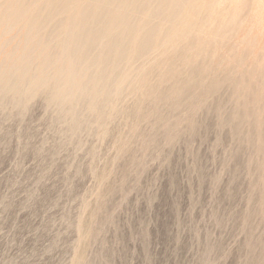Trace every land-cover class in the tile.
I'll return each instance as SVG.
<instances>
[{"label":"rangeland","instance_id":"rangeland-1","mask_svg":"<svg viewBox=\"0 0 264 264\" xmlns=\"http://www.w3.org/2000/svg\"><path fill=\"white\" fill-rule=\"evenodd\" d=\"M134 1L0 0V264H264V0Z\"/></svg>","mask_w":264,"mask_h":264},{"label":"bare ground","instance_id":"bare-ground-1","mask_svg":"<svg viewBox=\"0 0 264 264\" xmlns=\"http://www.w3.org/2000/svg\"><path fill=\"white\" fill-rule=\"evenodd\" d=\"M155 4H157V3H155ZM159 6H160V4H159ZM105 12H106V10H105ZM105 12L101 11L96 16V18H97L96 20L94 19L93 14H90V13L86 14L83 22L81 23L82 25H81L80 30L74 36V48H73L74 57L73 58L76 62H78L80 64H85L89 61V59H91L92 62L90 61V67L89 68H90V71L92 72L93 75H95L97 73L96 61L99 59V54L97 52V49L100 46V40L102 37V33L105 30L104 27L106 25V22L104 21V18L107 15ZM112 14H114V13H112ZM144 16H146V15H144ZM137 19H139V18H137ZM103 28H104V30H103ZM133 33H134V31L132 29H130V30L127 29L126 31H121V32L117 33L116 35H114L113 37L109 38L104 45V57H103V62L101 64L100 71H99V77L102 80V90H104L106 92L105 99H103V101H102L103 103H104V101L107 100V98L110 97V95H112V92L114 90V86H115L117 79H118V73L120 72L122 64H123V59H125V56L127 54L126 52L128 51V38L130 36H132L131 34H133ZM141 34H143V33H141ZM142 39H143V37H142ZM144 41H145V38H144ZM146 50H147L146 43L143 42L140 46V49H139L140 56ZM112 70H116V73L115 74L113 73V75H111ZM14 83H16V82H14ZM89 89H90V84H88L85 87V91H87ZM1 91H2V96L0 99V101H1L0 106L9 105L10 103H14V102L16 104H21L26 99V94H25V90L23 89V87L19 88L18 94L11 95L10 97H9V91L7 89L1 90ZM85 97H86V93L82 99L85 100ZM100 106H101V104H100ZM71 110H72V107L70 106V104L68 105L66 103V104L62 105L59 109H57L56 113H57V116L59 118L64 119V118H66V116H68V114ZM17 113L20 114L19 111Z\"/></svg>","mask_w":264,"mask_h":264}]
</instances>
